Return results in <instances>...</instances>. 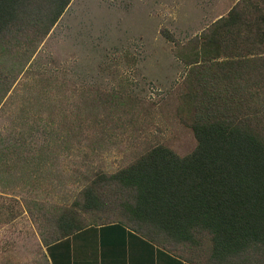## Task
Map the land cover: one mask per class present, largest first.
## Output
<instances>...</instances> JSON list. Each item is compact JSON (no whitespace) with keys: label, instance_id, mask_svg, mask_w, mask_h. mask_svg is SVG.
Returning a JSON list of instances; mask_svg holds the SVG:
<instances>
[{"label":"rangeland","instance_id":"1","mask_svg":"<svg viewBox=\"0 0 264 264\" xmlns=\"http://www.w3.org/2000/svg\"><path fill=\"white\" fill-rule=\"evenodd\" d=\"M239 1L72 0L44 39L30 28L1 39V200L26 198L43 234L50 217L80 198L86 176L115 173L156 145L191 154L198 142L180 112L189 67L177 45H189ZM143 239L114 225L66 246L76 248V264H94L108 247L123 250L120 261L126 247L147 251L153 244ZM159 251L156 261L165 264Z\"/></svg>","mask_w":264,"mask_h":264},{"label":"trees","instance_id":"2","mask_svg":"<svg viewBox=\"0 0 264 264\" xmlns=\"http://www.w3.org/2000/svg\"><path fill=\"white\" fill-rule=\"evenodd\" d=\"M71 2L0 0V42L29 28L44 39ZM177 46L195 150L182 157L156 145L115 173L86 176L80 198L48 219L46 246L121 225L190 264H262L264 0H240Z\"/></svg>","mask_w":264,"mask_h":264},{"label":"crops","instance_id":"3","mask_svg":"<svg viewBox=\"0 0 264 264\" xmlns=\"http://www.w3.org/2000/svg\"><path fill=\"white\" fill-rule=\"evenodd\" d=\"M0 195L3 194L0 193ZM20 205L22 207H19ZM33 218V212L28 210L26 198H13L12 195H6L2 201L0 197V264H76L72 259L76 248H67L66 244L92 228L46 246L42 239V233L33 223ZM143 241L145 240L143 239ZM142 248L144 247L134 250L129 248L128 250L126 247L125 250L129 255H127L126 260L121 259L120 261L118 252H123V250L119 251V248L108 247L109 250L104 249V251L98 252V261L94 259V264H160L159 261H156V257L161 256L160 253L162 252L159 250L163 248L154 244L146 247L147 251L145 252H150L153 256L148 261H144L146 258L140 254L145 253L142 252ZM108 251L111 252L112 256L105 258L103 254ZM165 251L167 258L165 264H190L189 261ZM132 256L134 259H131Z\"/></svg>","mask_w":264,"mask_h":264}]
</instances>
